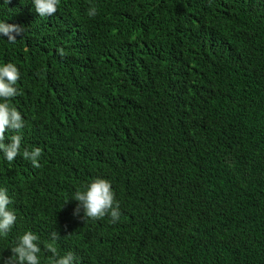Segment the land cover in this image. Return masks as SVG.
<instances>
[{"label": "trees", "instance_id": "obj_1", "mask_svg": "<svg viewBox=\"0 0 264 264\" xmlns=\"http://www.w3.org/2000/svg\"><path fill=\"white\" fill-rule=\"evenodd\" d=\"M0 21L24 27L0 65L19 69L25 121L21 154L0 152L17 216L0 256L30 230L40 264L49 243L75 264H264V0H60L43 17L0 0ZM97 177L115 223L73 215Z\"/></svg>", "mask_w": 264, "mask_h": 264}, {"label": "clouds", "instance_id": "obj_2", "mask_svg": "<svg viewBox=\"0 0 264 264\" xmlns=\"http://www.w3.org/2000/svg\"><path fill=\"white\" fill-rule=\"evenodd\" d=\"M9 3V0H5ZM60 0H32L35 11L39 16H51L57 12V6ZM96 14L95 8L89 11L90 16ZM24 32V27L17 24H8L0 21V36L7 37L9 43H15L17 36ZM61 55L63 52L61 51ZM20 78L18 67L7 62L0 65V152L8 162H12L21 154V129L25 125V121L21 112L12 104L10 99L19 94L15 86ZM13 132L8 143L6 141V133ZM22 156L26 160H30L36 168L40 167L38 158L41 156L40 148H33L31 151L25 148ZM73 200L77 201L73 215L79 216L81 211L82 220L86 219H102L105 215L110 214L113 223L120 218V205L115 199V193L109 180L101 177L94 178L86 184L84 190H77ZM68 201H66L67 203ZM12 203L11 198L7 194V189L0 188V235H7L14 226L17 216L14 210L9 208ZM52 241L59 239V233H51ZM39 236L32 231H26L20 235L10 250L12 255L5 258L0 256L3 264H40L39 253L41 251L39 244ZM50 252L53 253L51 264H75L77 257L72 251H68L63 256L57 258V249L52 243L47 245Z\"/></svg>", "mask_w": 264, "mask_h": 264}]
</instances>
